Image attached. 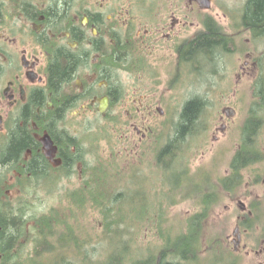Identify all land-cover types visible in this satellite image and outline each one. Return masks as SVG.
I'll return each mask as SVG.
<instances>
[{
	"label": "flooded vegetation",
	"instance_id": "obj_1",
	"mask_svg": "<svg viewBox=\"0 0 264 264\" xmlns=\"http://www.w3.org/2000/svg\"><path fill=\"white\" fill-rule=\"evenodd\" d=\"M214 2L0 0V148L17 131L31 139L30 146L7 166L4 194L43 193L57 197V203L66 194L77 192V183L90 174L83 169L89 160L86 136L79 132L90 130L87 117L98 113L96 98L106 96L108 110L112 96H140L139 105L130 107L127 117L133 120V132L143 138L153 106L150 100L141 99L209 96L219 78L221 58L236 52L234 36L242 31L221 27L217 13L211 12ZM223 11L220 15L225 20L235 17L242 21L241 8ZM240 26L253 37L250 29ZM220 28L230 40L223 53L216 44L220 43ZM211 32L216 36L215 52L206 54L199 45L194 47ZM238 53L243 59L239 76L250 75L251 84L264 83L261 57L247 47ZM72 61L69 73L54 84V68L69 66ZM216 95L220 96L219 91ZM53 96H68L73 105L51 115L56 110ZM77 119L83 123L81 127ZM35 160L32 166L25 165ZM260 175V181L252 185L260 184L264 190V174ZM239 208L234 250L245 248L241 232H248L258 222L257 212L264 215V204ZM257 240L259 246L252 249L264 253L260 247L264 237Z\"/></svg>",
	"mask_w": 264,
	"mask_h": 264
},
{
	"label": "trees",
	"instance_id": "obj_2",
	"mask_svg": "<svg viewBox=\"0 0 264 264\" xmlns=\"http://www.w3.org/2000/svg\"><path fill=\"white\" fill-rule=\"evenodd\" d=\"M242 15L243 27L250 29L254 36L264 35V0H246ZM220 35V43L216 44L223 53L230 40L221 28ZM215 37L213 32L204 34L201 42H196L194 47L199 45L206 54H211L218 47L214 44ZM67 60L71 59L68 57ZM73 62L69 66L54 68V84L69 73ZM254 90L256 101L250 106L242 126V136L229 162L228 175L212 179L206 173L203 181H200V175H197L200 168L189 171L186 167V150L195 145L191 141L202 135L206 128L202 114L207 101L203 96H192L182 105L174 130L164 142L160 140L163 130L160 132L155 128L149 127L150 136L145 140L120 133L117 140L120 145L118 149H112L111 154L116 159L121 157L124 163L111 161L93 164L91 178L79 182L73 196L69 193L64 196L67 205L52 207L47 212L30 211L34 208L30 207L31 204L27 205L32 202L30 198L33 196L29 191L19 195L25 197L24 202L27 203L21 205L18 201L15 206L10 204L9 197L4 194L9 170L7 166L11 161L14 163L16 157L31 143L27 134L17 131L16 137L0 148V262L17 263L24 243L22 240L27 241L30 237L31 232L26 226L28 222L32 229L30 242L34 243L29 255L33 258L22 259L21 264L50 255H56L58 259V263L54 260L51 264H187L198 259L203 249L208 250L210 247L209 240L213 237L210 217L220 199L224 195L230 197L236 187L242 186V171L264 157L259 137L264 125V83L259 80L254 84ZM53 97L56 110L51 115L59 109L63 110L65 105L72 104L68 96ZM120 98L111 97L112 107ZM115 119L111 118L116 124ZM34 163L36 160L25 165L29 167ZM98 167H102L103 175L105 170L108 177L116 179L110 196L92 192L97 180L94 172ZM84 168L87 171L86 165H83ZM260 179L261 175L256 174L250 183L256 184ZM18 182L25 184L24 180ZM132 186H139L140 192L128 191ZM179 199H190L192 212L173 220L176 221L174 226L171 224L166 227L171 218L167 214L168 208ZM139 233H152L158 241L156 244L138 245L136 241ZM106 239L110 242L111 239L120 240L121 245L110 243L109 257L105 260L95 258L101 243Z\"/></svg>",
	"mask_w": 264,
	"mask_h": 264
},
{
	"label": "rangeland",
	"instance_id": "obj_3",
	"mask_svg": "<svg viewBox=\"0 0 264 264\" xmlns=\"http://www.w3.org/2000/svg\"><path fill=\"white\" fill-rule=\"evenodd\" d=\"M214 1L213 5H215V8L211 10V12L217 13L215 18L220 23L221 27L230 31L233 29H239V31H242L234 36L236 52L233 53V55L221 58V63H219V78H217L215 85L210 87L208 91L209 96H203L207 101V106L202 114L206 128L203 130L202 135L196 140L194 138L195 141H191L195 145L190 148V150H186V167L189 171H195L197 168H200L198 169L200 171L197 174L200 175V181H203L206 173L209 177H212V179L230 173L229 162L239 145L242 136L241 129L248 116V111L251 109L250 106L256 101V98L254 99V84H251L250 75L242 73V75L239 76L241 66L243 65V59H240V54L238 52L243 51L247 47L256 55L260 56L261 62L259 61V70L263 73L264 77V35H253V37H250V33L241 28V21L238 18L233 17L229 20H225L220 15V13L224 12L223 9L226 10L234 7L242 9L245 0ZM217 91H219L220 96L216 95ZM123 97H125L124 100ZM123 97L114 105V107L111 108L106 118L100 117L95 113L92 115L90 114V116L87 117L91 126L90 130L79 132L81 136H86V142L88 145L87 158L89 160L86 162L87 170L92 169L93 164H98L100 162L104 163L113 161L118 164L124 163L121 157L116 159V157L111 154V151L112 149H118L120 143L118 145L117 140L120 138V133H124V136H130V134H133V131L131 130L132 128L129 125L130 121L127 120V112L130 107L139 105L137 101L140 99V96ZM190 97L192 96H147L146 99L140 100L142 102L145 100H150V102H152V115L150 117V122L146 121V124L147 126L149 124L150 128H155L157 131L159 130L162 132L163 130V133L160 136L161 142H164L166 136L173 132L174 124L178 120L180 109L184 102ZM134 99L136 102H133ZM155 107L160 109V111H163V114L160 115V113L154 109ZM112 117L116 118V124L118 125H116L114 121L112 122ZM262 123H264V119ZM76 124L80 127L83 125L82 122H78V119L76 120ZM259 137L260 148H262L264 152V127L263 131L259 132ZM149 160L151 161L152 158H149ZM146 166L148 168V165ZM250 167L251 168L242 171L244 176L242 179V181H244L242 186L239 188L236 187L230 197L224 195L220 199L218 206L215 208L214 214L211 215L210 222L213 224V228L210 229V232L213 234V237L209 240V249H206L207 252L203 249L198 259L189 261L187 264H263L264 253H255L254 250L257 248L259 242L257 239L264 237V215H261V210L257 212L259 216L258 222L253 227H248V232H241V245H245V248L240 249L237 247L238 249L236 248V250L232 249V241H235L237 235V233L234 232L235 226L237 225V215L238 212L241 213V208H239V206L247 207L249 204H260L261 206V204H264V190L261 188V185L253 186L249 181V177L251 176L253 178L254 174L256 175V172L264 174V160L257 162ZM101 170L102 167H98L94 172L96 173L97 180L93 186L94 189L92 188V192L110 196L111 187L114 185L116 179L108 177L105 170V174L103 175ZM90 174L87 179L91 178ZM247 181H249L248 184L246 183ZM76 186L79 187L78 183ZM140 190L141 188L139 186L128 188V191L130 192H140ZM39 195L40 196L35 195L32 197L26 196L31 197L30 199L32 201L27 205L30 206L31 204L30 207L34 208L30 211L41 213L49 211L52 207L62 208L63 205H67L65 197L59 198L62 201H59L58 204H56L55 200L57 197L46 196L43 193H40ZM8 199L13 206L17 205L18 201V204L21 205L27 203L24 202L25 197L16 196L13 193ZM191 203L190 199H179L178 202L172 204L168 208L167 213L171 218L165 226L167 227L171 224L174 226L176 221L173 220L183 218V216L190 214L193 207ZM89 219H91V217ZM26 226L29 227V232L32 233L31 223H26ZM95 230H98V228ZM31 233L27 241L24 239L22 240L24 243L20 249L21 256L16 264H21L22 259L33 258L29 255L33 251L34 244L33 242H30ZM119 241H116L115 239H111V242L109 239L104 240V242L101 243L100 248L99 246L96 247V249L99 248V250L97 252L98 254H95V258H104L105 260L109 257L108 254H111L110 243L121 245V242ZM157 241L158 240L152 236V233H139L137 235L136 244H156ZM203 242H205V240ZM227 243L229 247L227 246ZM260 247L264 248V243H262ZM228 248L232 254L229 252ZM140 249H144V247H140ZM137 251L139 253V249ZM38 258L39 259L33 261L27 260L26 264H51L54 260L58 263L56 255H50L47 258L42 256ZM0 264L8 263L0 262Z\"/></svg>",
	"mask_w": 264,
	"mask_h": 264
},
{
	"label": "water",
	"instance_id": "obj_4",
	"mask_svg": "<svg viewBox=\"0 0 264 264\" xmlns=\"http://www.w3.org/2000/svg\"><path fill=\"white\" fill-rule=\"evenodd\" d=\"M205 4L207 5L208 1H205ZM98 101L100 103L99 111L103 112L107 105V98L103 97L102 99H99Z\"/></svg>",
	"mask_w": 264,
	"mask_h": 264
},
{
	"label": "bare ground",
	"instance_id": "obj_5",
	"mask_svg": "<svg viewBox=\"0 0 264 264\" xmlns=\"http://www.w3.org/2000/svg\"><path fill=\"white\" fill-rule=\"evenodd\" d=\"M233 182V181H232ZM79 185V184H78Z\"/></svg>",
	"mask_w": 264,
	"mask_h": 264
}]
</instances>
